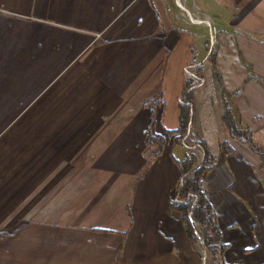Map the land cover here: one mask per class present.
<instances>
[{"label": "crops", "instance_id": "1", "mask_svg": "<svg viewBox=\"0 0 264 264\" xmlns=\"http://www.w3.org/2000/svg\"><path fill=\"white\" fill-rule=\"evenodd\" d=\"M181 2L0 0V264H203L148 151L184 106L219 261L264 264V0Z\"/></svg>", "mask_w": 264, "mask_h": 264}, {"label": "trees", "instance_id": "2", "mask_svg": "<svg viewBox=\"0 0 264 264\" xmlns=\"http://www.w3.org/2000/svg\"><path fill=\"white\" fill-rule=\"evenodd\" d=\"M189 119V108L188 106H184L182 110L181 115V127H180V135L179 140L183 137V133L185 132L187 128V123ZM189 136V134H188ZM201 144V148H204L203 143ZM162 146H160L161 148ZM194 150V149H193ZM204 157L203 160L200 158L197 154L193 153H186L185 157L183 158L182 162V168H181V174H186L185 178L183 179V186H182V192L183 195L186 194V192L190 191L197 195V201L192 209V218L189 219L187 212L189 210V204H177V208L180 210V212L183 214L186 213V217H184L187 220L186 229L189 234L190 239L195 238L194 231L196 230L194 226L198 225L201 227V236L204 242V246L210 250L211 254L213 255L214 252H217L219 249L222 253L224 246L220 243V235L218 231V227L215 222V216L212 211V208L208 201L205 198L204 190H203V184H204V174L207 170L211 167V161L208 157L207 151L204 148ZM160 151V150H158ZM157 151V152H158ZM196 157L198 159L196 160ZM175 203V202H174ZM194 228V229H193ZM216 257L213 259V261L210 264H216ZM221 264H224L221 262Z\"/></svg>", "mask_w": 264, "mask_h": 264}, {"label": "rangeland", "instance_id": "3", "mask_svg": "<svg viewBox=\"0 0 264 264\" xmlns=\"http://www.w3.org/2000/svg\"><path fill=\"white\" fill-rule=\"evenodd\" d=\"M177 1V3H178V0H176ZM181 8V7H180ZM185 13H188L187 11H185V9H184V7L183 8H181ZM192 19L194 20V21H197V22H204V23H206V24H210L209 22H208V20H203V21H201L200 19H198V18H193L192 17ZM179 27H176V31L177 32H179ZM211 36V35H210ZM215 39V35L213 34V36L212 37H210V39ZM208 39H209V35L207 36V41H208ZM210 42V40L208 41V43ZM213 44L214 43H212V46H213ZM208 45V44H207ZM190 52L192 53L193 52V58H197L198 57V53H199V51L197 50V48H192V50H190ZM211 51H209L208 52V55H209V53H210ZM196 54H197V56H196ZM207 55V56H208ZM192 57H190V59H191ZM209 61H210V59L204 64V66L203 67H205L206 65H208V63H209ZM190 70L191 71H195V68L194 67H190ZM183 72H184V69H183ZM192 77V76H191ZM184 78H188L187 76H184ZM154 106H156V103H154L153 104ZM150 135H149V141H148V151L149 152H156L157 150H158V148H160V146L161 145H164V146H166L167 147V149L168 148H172V154H177V152H184V151H186L185 152V154H184V157H185V155H186V153H193L194 155H196V152H197V154L199 155V158H200V162H201V159L203 160V157H204V150L202 149V148H199V146H196L197 148L196 149H194V150H196V152L192 149V148H185V150H184V148H182L183 147V144H182V142H181V140H179L178 138L176 139L175 137V139L173 138V133H171V131H169V130H167L166 131V134L165 135H163V134H158L157 133V131H156V128H155V124L151 127V129H150V133H149ZM241 136H244V135H241ZM165 137H167V139L165 138ZM163 142V143H162ZM185 142L187 143V144H190L189 143V139H188V135H187V138H186V140H185ZM170 146V147H169ZM195 148V147H194ZM151 150V151H150ZM197 156V155H196ZM198 159V157H196V160ZM178 160V159H177ZM179 162H178V165H179V167H180V169L182 168V158L180 159V160H178ZM60 168V167H59ZM185 176H186V174H184V175H182L181 174V176H180V178L181 177H183V179L185 178ZM180 180V179H179ZM178 190L180 189V187H179V185H178V188H177ZM181 193V195H183V192H180ZM42 199H43V202L45 201L44 199H46V198H43L42 197ZM33 199H32V197L30 198H27V199H25V200H23V201H20V203L18 204L17 203V201L15 202V205H13V206H15V208L14 209H18V205H21V207H27V209H29L30 208V206L33 204L32 201ZM48 200V199H47ZM53 201H54V199H53ZM12 206V207H13ZM182 215H184V217H186V213H184L183 212V214ZM187 223V220L185 219V224ZM194 228L197 230V232H199V233H201L202 231H201V227L200 226H198V225H196V226H194ZM193 228V229H194ZM198 233V234H199ZM195 236V238H192L191 240H192V243H193V246H194V248H195V250L201 255V257H203L202 258V260H203V264H210L212 261H213V259L216 257V261H217V263L216 264H221V261H219V259H220V255H221V251L218 249L217 250V252H214V254L212 255L211 254V252H210V250L209 249H207L205 246H204V242L203 241H201V240H203L202 239V236H201V234H199V236L200 237H198V235H194ZM203 243V244H202Z\"/></svg>", "mask_w": 264, "mask_h": 264}, {"label": "built area", "instance_id": "4", "mask_svg": "<svg viewBox=\"0 0 264 264\" xmlns=\"http://www.w3.org/2000/svg\"><path fill=\"white\" fill-rule=\"evenodd\" d=\"M183 69H184L185 73H187V74H189L191 76L193 75L190 72V68L188 66L184 67ZM202 82H203V80H199L200 84H202ZM179 100L184 103V97H181ZM187 135L188 134L184 135L183 138L181 139V142H182L183 146L185 148H194L195 145L187 144L185 142V140L187 138ZM182 186H183V177H181L180 180H179L180 189L175 193V195L173 197V200L175 201V203H178V204H189V210L187 212V215H188V218L191 219L192 218V209H193V206L195 205V203L197 201V195L195 193H193V192H190V191L186 192L185 195H181L180 192H182L181 191L182 190ZM194 233L196 235H198V237H200L198 232H197V230H195ZM201 241H203V240H201Z\"/></svg>", "mask_w": 264, "mask_h": 264}, {"label": "bare ground", "instance_id": "5", "mask_svg": "<svg viewBox=\"0 0 264 264\" xmlns=\"http://www.w3.org/2000/svg\"><path fill=\"white\" fill-rule=\"evenodd\" d=\"M178 5H179V7H181V8H183L184 7V5H183V3L181 2V0H178ZM209 22V21H208ZM210 23V22H209Z\"/></svg>", "mask_w": 264, "mask_h": 264}]
</instances>
